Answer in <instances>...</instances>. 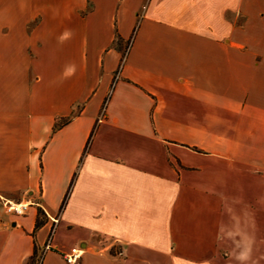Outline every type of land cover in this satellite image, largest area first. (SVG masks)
Listing matches in <instances>:
<instances>
[{
    "label": "crops",
    "instance_id": "crops-1",
    "mask_svg": "<svg viewBox=\"0 0 264 264\" xmlns=\"http://www.w3.org/2000/svg\"><path fill=\"white\" fill-rule=\"evenodd\" d=\"M54 216L40 264H263L264 0H0V264Z\"/></svg>",
    "mask_w": 264,
    "mask_h": 264
},
{
    "label": "built area",
    "instance_id": "built-area-1",
    "mask_svg": "<svg viewBox=\"0 0 264 264\" xmlns=\"http://www.w3.org/2000/svg\"><path fill=\"white\" fill-rule=\"evenodd\" d=\"M102 116L103 114H101L100 118ZM30 205H31V202L29 200H23V201H18V202L7 201L3 204V210L5 213H8V214H12L15 216H22L26 213ZM51 223L52 224H51L47 239L45 241L44 246L41 249L40 257L36 264H40L44 251H46L49 248V242L54 232L55 224L57 223V216L51 217ZM81 255H82V250L77 247H74V248H71V250L68 253H66L64 257L68 264H78V261Z\"/></svg>",
    "mask_w": 264,
    "mask_h": 264
},
{
    "label": "trees",
    "instance_id": "trees-1",
    "mask_svg": "<svg viewBox=\"0 0 264 264\" xmlns=\"http://www.w3.org/2000/svg\"><path fill=\"white\" fill-rule=\"evenodd\" d=\"M68 120V118H58L54 124V128H58L61 125H63L64 123H66ZM44 214L43 211L38 210V214H37V218H36V222H35V229H38L39 227H41L44 222ZM40 257V251L37 245H34V249H33V253L32 255L28 258L27 263L26 264H36L38 262V259Z\"/></svg>",
    "mask_w": 264,
    "mask_h": 264
},
{
    "label": "rangeland",
    "instance_id": "rangeland-1",
    "mask_svg": "<svg viewBox=\"0 0 264 264\" xmlns=\"http://www.w3.org/2000/svg\"><path fill=\"white\" fill-rule=\"evenodd\" d=\"M127 44H128V43H127V41H126V42H125V46H126ZM223 245H224L223 242H220L219 245H218L217 242H216V247L221 248V247H223ZM221 257H222V260H223V259H225V260L227 259L225 254H224L223 256L221 255ZM223 257H224V258H223ZM259 264H260V263H259ZM263 264H264V261H263Z\"/></svg>",
    "mask_w": 264,
    "mask_h": 264
}]
</instances>
